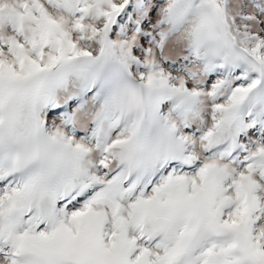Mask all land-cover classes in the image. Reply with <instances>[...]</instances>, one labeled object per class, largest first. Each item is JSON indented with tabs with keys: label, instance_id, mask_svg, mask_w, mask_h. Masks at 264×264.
<instances>
[{
	"label": "snow or ice",
	"instance_id": "snow-or-ice-1",
	"mask_svg": "<svg viewBox=\"0 0 264 264\" xmlns=\"http://www.w3.org/2000/svg\"><path fill=\"white\" fill-rule=\"evenodd\" d=\"M0 264H264V0H0Z\"/></svg>",
	"mask_w": 264,
	"mask_h": 264
}]
</instances>
